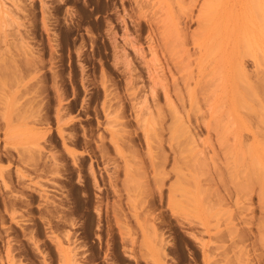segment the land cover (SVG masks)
Instances as JSON below:
<instances>
[{
  "label": "rangeland",
  "instance_id": "1",
  "mask_svg": "<svg viewBox=\"0 0 264 264\" xmlns=\"http://www.w3.org/2000/svg\"><path fill=\"white\" fill-rule=\"evenodd\" d=\"M0 264H264V0H0Z\"/></svg>",
  "mask_w": 264,
  "mask_h": 264
},
{
  "label": "bare ground",
  "instance_id": "2",
  "mask_svg": "<svg viewBox=\"0 0 264 264\" xmlns=\"http://www.w3.org/2000/svg\"><path fill=\"white\" fill-rule=\"evenodd\" d=\"M203 8H205V4L203 5Z\"/></svg>",
  "mask_w": 264,
  "mask_h": 264
}]
</instances>
